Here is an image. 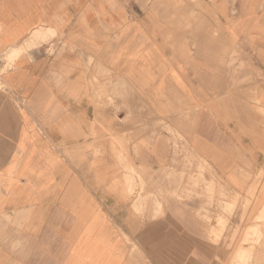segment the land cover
Masks as SVG:
<instances>
[{
    "label": "crops",
    "instance_id": "1",
    "mask_svg": "<svg viewBox=\"0 0 264 264\" xmlns=\"http://www.w3.org/2000/svg\"><path fill=\"white\" fill-rule=\"evenodd\" d=\"M190 110L217 183L162 143L133 148ZM260 171L264 0H0V264H215L247 189L264 206Z\"/></svg>",
    "mask_w": 264,
    "mask_h": 264
},
{
    "label": "rangeland",
    "instance_id": "2",
    "mask_svg": "<svg viewBox=\"0 0 264 264\" xmlns=\"http://www.w3.org/2000/svg\"><path fill=\"white\" fill-rule=\"evenodd\" d=\"M50 37V32H43V31H37L34 33L33 37L28 41L31 42L32 40L36 41H46ZM18 54H20V51H10L7 54L6 59L8 61H11L16 57ZM244 67L243 65L238 66L236 72L243 71L242 69ZM190 105V104H189ZM187 108H189L187 106ZM193 111H188L185 116L188 118L187 121L183 122L182 124L174 123V122H158L154 125H150V130H154L156 132L153 133L149 137V140L144 139L143 143H141V139L138 137L140 134H136L133 136L132 141L133 142V148L134 149H141L147 148L151 146V144H160L162 143L161 147L168 150H173L174 157L179 158L177 161L178 164L183 163L184 165H191L193 163L197 164V170L199 171V177H201L202 173H208L213 179L214 182L217 183L215 175L212 174L209 169L207 168V165L205 162L199 158L195 153L191 152L189 147V133H190V115L192 116ZM180 126V127H179ZM129 141V140H128ZM147 143H149L147 145ZM121 163H123L122 158L118 159ZM172 163H177L174 161V158L171 157ZM125 162V161H124ZM182 164V165H183ZM183 165V166H184ZM172 169V168H171ZM168 169L167 172V179L170 180L172 183V177L170 176V173L173 172V170ZM185 171L183 170L182 174H184ZM129 179H128V187H127V194L129 196L133 195L139 188L140 192L143 191V181L141 178L137 175L136 170H129ZM132 176V177H131ZM133 178L137 179V184L134 182ZM256 180L264 181V171H260L256 174ZM182 193L185 194H195V191H197V187L193 186L192 192H190V187H182ZM212 187L205 188V191L209 193V203L213 206V198H212ZM259 187H251L247 189L246 195H245V203L242 205L241 211H245L244 218L240 219L239 221H236V228H235V234L233 233L230 238V250L228 251H219L215 252V264L217 262H220L221 264H264V207H262V210L259 209V207L262 205L260 202H257V198L255 194L252 193L255 191H259ZM172 197V192H171ZM188 198V197H187ZM222 196H219V203H214L215 206L222 205L224 206L223 209H220L221 215L228 217L231 215L232 211L234 210V204L231 199L223 198L222 200H230L228 203H221ZM154 210H161L162 207L158 203L154 204ZM245 206V207H244ZM168 207V204L166 205ZM259 209V210H258ZM167 210H169L167 208ZM258 212V213H256ZM256 215V216H255ZM259 218V219H258ZM238 222H240V226H237ZM216 225V224H215ZM253 227V228H252ZM217 228L221 231L224 228V224L221 220L217 222ZM257 231H256V230ZM251 230V231H250ZM257 232V233H256ZM221 238V235L218 234L214 236L215 244H217L218 240ZM241 260V261H239Z\"/></svg>",
    "mask_w": 264,
    "mask_h": 264
},
{
    "label": "bare ground",
    "instance_id": "3",
    "mask_svg": "<svg viewBox=\"0 0 264 264\" xmlns=\"http://www.w3.org/2000/svg\"><path fill=\"white\" fill-rule=\"evenodd\" d=\"M263 206V205H262ZM264 207V206H263ZM258 213V212H257ZM256 216V215H255ZM259 219V218H258ZM253 228V227H252ZM256 230V229H255ZM251 231V230H250ZM257 231V230H256ZM257 233V232H256ZM239 261H241V260H239Z\"/></svg>",
    "mask_w": 264,
    "mask_h": 264
}]
</instances>
